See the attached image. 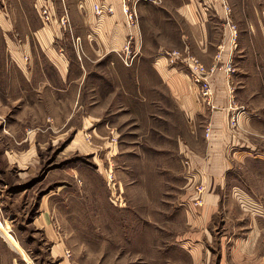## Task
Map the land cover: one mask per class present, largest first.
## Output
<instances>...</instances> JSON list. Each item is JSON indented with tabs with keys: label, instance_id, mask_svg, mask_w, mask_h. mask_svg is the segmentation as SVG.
Returning a JSON list of instances; mask_svg holds the SVG:
<instances>
[{
	"label": "crops",
	"instance_id": "1",
	"mask_svg": "<svg viewBox=\"0 0 264 264\" xmlns=\"http://www.w3.org/2000/svg\"><path fill=\"white\" fill-rule=\"evenodd\" d=\"M124 2L136 13L131 23ZM95 4L112 13L96 16ZM0 35L2 59L19 68L24 94L28 87L36 97L51 93L58 108L99 107L108 161L124 154L110 142V134L121 133L144 136L155 147H139L155 160L170 154L188 161L181 185L170 186L182 215L161 216L162 228L176 233V258L159 256L172 249L150 212L144 215L149 224L135 232L145 255L136 257L139 264H264V0H0ZM189 58L214 69V111L191 84ZM228 63L231 72L221 69ZM171 110L180 118V132L171 125ZM124 114L130 115L124 127L110 130V120ZM99 120L84 116L83 125ZM165 134L173 152L156 149ZM108 163L106 172L113 166ZM240 200L259 208L248 212ZM3 232L23 256L6 227Z\"/></svg>",
	"mask_w": 264,
	"mask_h": 264
},
{
	"label": "rangeland",
	"instance_id": "2",
	"mask_svg": "<svg viewBox=\"0 0 264 264\" xmlns=\"http://www.w3.org/2000/svg\"><path fill=\"white\" fill-rule=\"evenodd\" d=\"M4 53L0 40V264H139L136 257L145 255L135 232L149 224L144 215L150 212L160 220L155 227L168 233L169 245L175 242L176 233L162 228L161 216L182 215L171 201L178 195L170 186L181 185L188 161L170 154L155 160L157 155L139 147L151 146L144 136L125 133L110 134L124 154L108 161L101 150L99 107L71 110L65 103L58 108L51 93L36 97L28 87L24 94L20 70L3 61ZM171 114V125L180 132V118L175 110ZM84 116L99 121L85 129ZM129 117L112 118L110 130L124 127ZM165 141L156 149L173 152V143ZM108 162L113 166L106 172ZM246 202L248 212L259 208ZM5 227L23 256L9 246ZM169 247L173 251L159 256L176 258V247Z\"/></svg>",
	"mask_w": 264,
	"mask_h": 264
},
{
	"label": "built area",
	"instance_id": "3",
	"mask_svg": "<svg viewBox=\"0 0 264 264\" xmlns=\"http://www.w3.org/2000/svg\"><path fill=\"white\" fill-rule=\"evenodd\" d=\"M123 12L126 15L128 21L131 23L136 19V13L134 11L130 12V9L127 8L126 3H122ZM226 13L229 12V9L225 7ZM93 11L96 16L101 17L104 15H110L112 13V9L110 7H107L103 4H95L93 6ZM65 21H63V24ZM230 30L232 31L233 35L235 34L234 27H230ZM171 57L178 59L179 54L178 53H171ZM220 53L216 56V59L218 60L220 58ZM126 65L127 62H126ZM187 68L189 70V77L191 84L198 87L199 89V95L201 97L202 102L206 104V106L209 107L210 111H214V92L212 90L211 83L209 81V76L214 72V69L207 70L201 63L195 58H189L187 60ZM225 72H231V65L230 63L226 64L225 66H222V68ZM236 118L232 119V123H235ZM209 128H206L205 130V136H209ZM240 203L242 205V208H244V205H248L246 201L240 200Z\"/></svg>",
	"mask_w": 264,
	"mask_h": 264
}]
</instances>
